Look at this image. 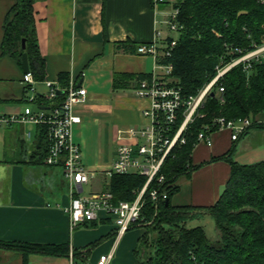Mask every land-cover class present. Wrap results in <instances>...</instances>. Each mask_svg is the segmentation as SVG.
Segmentation results:
<instances>
[{"label":"crops","instance_id":"obj_1","mask_svg":"<svg viewBox=\"0 0 264 264\" xmlns=\"http://www.w3.org/2000/svg\"><path fill=\"white\" fill-rule=\"evenodd\" d=\"M174 1L155 6L154 0H38L34 6L39 50L46 62L45 81L61 84L59 76L67 74L68 85L75 82L88 91L80 110L83 123L73 130L74 141L82 149L84 166L96 172L90 183L83 186L82 195L89 186V195L108 192L109 178L105 171L117 160L118 135L149 124L142 112L150 108L151 102L137 95L141 81L116 89L114 77L127 73L150 80L153 75L165 74L156 69L151 56L139 55L137 49L155 42L157 33L162 39L174 38L173 34L164 32ZM14 3L15 0H0L1 115L22 113L29 95L22 82V66L2 53L5 21ZM37 90L41 94L46 92L43 82L37 84ZM253 122L264 125V112L253 117ZM0 131L4 132L1 136L4 152L0 159V241L68 244L79 252L91 249L88 257L92 263L114 246L112 264H120L119 255L127 250L132 258L144 230L128 247L120 244L122 237L115 243V227L109 220L71 230L66 212L71 200L70 185L62 168L49 167L44 160L37 163L42 157L37 147L41 136L45 137L40 127L16 125ZM28 133L32 135L30 140ZM111 133L114 137L110 145ZM249 137L251 143L241 149L247 155H237L235 162L264 161V129L250 130L236 142L232 141L230 131H220L213 134L211 147L196 145L191 158L195 171L179 181L180 190L171 199L172 206L198 209L214 206L231 175L228 160L219 159L233 160L240 144ZM122 142L130 143L127 138ZM0 264H24V258L0 250ZM26 264H69V259L31 255Z\"/></svg>","mask_w":264,"mask_h":264},{"label":"trees","instance_id":"obj_2","mask_svg":"<svg viewBox=\"0 0 264 264\" xmlns=\"http://www.w3.org/2000/svg\"><path fill=\"white\" fill-rule=\"evenodd\" d=\"M37 1L15 0L5 21L2 53L20 66L26 53L30 72L35 81L41 83L46 80V62L40 54L36 34L34 6ZM173 9L179 10L178 43L163 64L173 66L170 78L181 88L183 99L197 97L215 79L216 67L222 59L229 63L237 57L229 54L226 45L249 50L253 42L261 44L264 40V3L257 0H175ZM244 12L246 14L240 16ZM59 79L61 87L66 88L68 75L61 74ZM145 79L146 76L141 75L116 74L114 86L127 88L131 82ZM220 87L224 89L221 94ZM212 94L198 111L203 118L196 116L190 125L187 144L166 159L159 174L164 176V182L151 183L144 196L142 218L150 223L146 227L155 237L151 241L147 233L139 241L135 253L147 255V250L153 249L141 264H264V161L240 164L230 158H221L219 160L230 163L231 175L214 206L198 209L174 207L171 203L180 190V179L189 178L195 171L192 152L199 133L207 125L219 117L230 121L253 118L264 112V60L255 63L250 74L243 65L233 68L213 87ZM185 111V107L180 110L175 129L183 123ZM253 129H264V125L253 123L240 139ZM40 140L37 149L42 157L37 163L47 155L45 137L41 136ZM146 182L147 178L139 175H115L109 179L107 191L113 194L115 203L133 202ZM154 189L169 191L168 201L154 203L150 198ZM205 216L213 219L218 240L211 241L202 226H187ZM113 236L116 237V233ZM0 250L22 255L24 264L31 255L68 258L70 253L68 244L5 241H0ZM90 251L88 249L85 254L74 251V255L80 264H85Z\"/></svg>","mask_w":264,"mask_h":264},{"label":"built area","instance_id":"obj_3","mask_svg":"<svg viewBox=\"0 0 264 264\" xmlns=\"http://www.w3.org/2000/svg\"><path fill=\"white\" fill-rule=\"evenodd\" d=\"M264 3V0H257ZM168 3V0H154V5ZM179 10L172 9L168 16L166 26L170 34L178 35L180 29L177 17ZM170 37L162 39L157 33L155 42L141 45L137 53L142 56H151L156 64V69L165 71L163 75H153L150 80L141 81L138 85L139 98L151 102L149 109L142 112L149 124L143 128H130L125 133L120 132L117 137V160L113 166L105 171L111 179L115 175H139L147 178L144 188L139 191L133 202H114L113 194L103 192L99 194L82 195L83 186L90 183L95 171L88 170L82 162V149L75 143L73 130L83 123L80 115L81 108L85 105L88 91L70 83L62 88L58 82L44 81L45 93H39L37 82L32 73L24 74L23 84L26 85L27 106L20 114H0V129L11 128L16 125H34L40 127L45 134L47 142V155L45 165L61 167L64 178L70 185V204L66 209L70 219L71 230L85 224L109 220L115 227V243L133 228H144L150 223H145L143 216L144 196L153 182L162 184L164 176H159L166 159L176 149L187 144L186 133L194 122L198 111L203 107L206 98L212 94V89L219 84L224 76L233 68L243 65L244 70L250 74L255 63L264 60V40L261 44L252 43L249 50L238 46H227L230 55H236L231 62H222L216 67L217 76L208 84L197 97L183 99L181 88L173 84L170 75L173 71L171 64H163L170 58L172 51L177 46V37L169 41ZM159 41V42H158ZM224 89L219 88V94ZM63 96L61 100L60 97ZM185 107V118L178 129H175L180 110ZM253 118L226 120L219 117L211 125H207L198 135L195 144H205L211 147L213 134L220 131H230L232 141L236 142L241 135L253 125ZM124 134L127 137H124ZM28 140L32 139L31 133L27 134ZM127 138L129 144L122 141ZM181 180V179H180ZM179 184V182H178ZM169 191L160 192L154 189L150 198L154 203L168 201ZM87 250L81 251L85 254ZM116 246L107 254L100 255L95 262L89 259L85 264H112L115 257ZM69 264H80L70 249Z\"/></svg>","mask_w":264,"mask_h":264},{"label":"rangeland","instance_id":"obj_4","mask_svg":"<svg viewBox=\"0 0 264 264\" xmlns=\"http://www.w3.org/2000/svg\"><path fill=\"white\" fill-rule=\"evenodd\" d=\"M168 1L170 2L171 0H168ZM174 3H175V1H174ZM164 32L165 33H169V31H168V29L166 27H165ZM172 36L174 38L177 37V35H175V34H173ZM2 133H4V132L3 131H0V159L2 158V153L4 152V149H3L4 148V145H3V140H2V137H1L2 136ZM110 135L111 136H109V135L108 136H109V139H110L109 143L111 145V143L113 141V137H114L113 135L114 134L111 133ZM251 141L252 140L249 137L245 142H242L240 144V149L237 150L238 153L235 152L234 157H233V161H237V155H247V153L246 152H243L241 149H245L246 147H248L249 144L251 143ZM9 156H12L11 153H10ZM90 191H91V187L90 186L89 187H85V193L84 194L85 195H89L91 193ZM187 226L189 228H195V227H198V226H202V227H204V229H205V231H206V233L208 235V238L211 241L218 240V237H219L218 236V232H217V230L215 228L214 221H213V219L210 216H205L201 221H191V222L188 223ZM143 230L145 231V234L148 233L147 235H148L149 239L152 241V238L155 237L154 236L155 233L151 229H148L147 227H144V228H139L138 227V228H134V229L128 231L127 234H126L127 235L126 238L123 237L124 236L123 235L122 238H121V243L120 244L121 245L124 244L125 247H128L127 244H130V242L133 239H135L137 236H139L140 234H142L141 231H143ZM138 245H137L136 249L139 247ZM121 250H122V248H121ZM135 250H134V255H133V252H132V255L134 256V260H133V256L132 255H131L132 258L129 256L128 250L126 251L127 253L125 252L124 255H122V254L119 255L122 258V259H120V262H121L120 264H141L142 261H143V259L147 258L148 253L149 252H153V249H149V250H147V252H148L147 255H143L144 253L143 254L135 253ZM129 257H130V260L131 261H129ZM86 258H87V260L89 259L88 257H86Z\"/></svg>","mask_w":264,"mask_h":264},{"label":"water","instance_id":"obj_5","mask_svg":"<svg viewBox=\"0 0 264 264\" xmlns=\"http://www.w3.org/2000/svg\"><path fill=\"white\" fill-rule=\"evenodd\" d=\"M246 13H241V15H245ZM23 49L26 48V42L23 41ZM22 69H23V73L26 75L28 73H30V69H29V62H28V55L26 53H24L23 57H22ZM212 96H214V94H212ZM168 204V202H167Z\"/></svg>","mask_w":264,"mask_h":264}]
</instances>
